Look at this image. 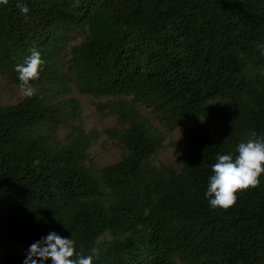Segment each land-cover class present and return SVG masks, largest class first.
Segmentation results:
<instances>
[{
  "label": "trees",
  "instance_id": "1",
  "mask_svg": "<svg viewBox=\"0 0 264 264\" xmlns=\"http://www.w3.org/2000/svg\"><path fill=\"white\" fill-rule=\"evenodd\" d=\"M23 3L0 6V73L19 83L32 50L44 64L37 95L0 102V264L51 230L97 264H264V175L227 209L204 197L215 156L264 134V0ZM73 88L117 115L116 162L92 163ZM135 103L192 124L177 166L151 161L162 136Z\"/></svg>",
  "mask_w": 264,
  "mask_h": 264
},
{
  "label": "clouds",
  "instance_id": "2",
  "mask_svg": "<svg viewBox=\"0 0 264 264\" xmlns=\"http://www.w3.org/2000/svg\"><path fill=\"white\" fill-rule=\"evenodd\" d=\"M8 3L9 0H0V6H5ZM18 6L22 14H27L30 10L27 4L23 3V0H18ZM43 64L44 60L41 53L37 50H32L22 62L15 65L14 70L18 74L19 89L24 98H31L37 95L38 89L32 82L39 79ZM124 99L130 101L129 98ZM134 105L139 114L148 117L150 123L153 124L150 116L142 113L140 109V106H145L138 103H135ZM151 114L170 128L166 122L157 117L154 113L151 112ZM189 124L191 125L189 129H191L193 126L191 123ZM118 125L119 123L117 120V125L109 129L115 128ZM109 129H107L108 137L113 139L109 133ZM156 129L161 134L163 142L164 137L162 132L159 131L157 127ZM94 138L95 139L93 140L92 145L97 139L96 132ZM113 141L117 142L119 146H121L117 139H113ZM184 142H175V149L176 143ZM91 148L89 149L90 153ZM154 155L151 157V161L154 164L158 165L160 163H164H155L153 161ZM211 171L212 174L208 177L204 197L207 199L211 208L215 209L219 207L227 209L234 205L237 201V193L239 191L248 189L249 187L255 188L261 182L260 178L264 175V134L258 135L254 131L245 140L240 141L236 145L234 152L228 151L222 154L218 153L215 156V162L211 165ZM4 248L5 247L2 249ZM22 264H97V253L91 250L85 251L83 248L79 247L78 241L73 238L72 234L70 236H63L56 230H51L46 235L41 236L38 240H35L28 246L25 250V256Z\"/></svg>",
  "mask_w": 264,
  "mask_h": 264
},
{
  "label": "rangeland",
  "instance_id": "3",
  "mask_svg": "<svg viewBox=\"0 0 264 264\" xmlns=\"http://www.w3.org/2000/svg\"><path fill=\"white\" fill-rule=\"evenodd\" d=\"M74 40L72 44H77L81 41L82 37L78 34H73ZM69 54L66 55V58ZM74 89V88H73ZM77 98L80 110L79 115L73 123L83 126L87 132H96L97 139L91 148V160L95 165H106L119 160L122 157L123 150L121 146L113 139L108 137L107 129L117 125V116L112 113H102L98 110L95 104V100L91 96H87L80 93L77 89H74L69 95ZM24 97L22 96L19 83L10 82L3 74L0 73V102L3 104L15 103ZM106 98L103 99L105 101ZM142 113L150 116L153 124L163 134L162 146L158 149L154 155L153 161L155 163L164 162L176 166L179 156L175 149V142H184L187 139V130L191 127L189 123L179 125L173 129L169 128L165 123L154 117L150 109L141 107ZM68 128L66 126L61 127L58 131L59 136L65 135ZM23 246L14 241L4 249L14 252L19 251Z\"/></svg>",
  "mask_w": 264,
  "mask_h": 264
}]
</instances>
